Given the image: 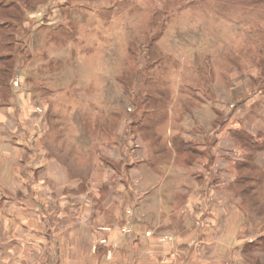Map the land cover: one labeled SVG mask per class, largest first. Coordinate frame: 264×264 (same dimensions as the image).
Listing matches in <instances>:
<instances>
[{
	"label": "rangeland",
	"instance_id": "374dc122",
	"mask_svg": "<svg viewBox=\"0 0 264 264\" xmlns=\"http://www.w3.org/2000/svg\"><path fill=\"white\" fill-rule=\"evenodd\" d=\"M0 3L19 8H0V129L20 125L33 148L30 152L23 132L19 138L0 136V264H48L32 252L18 258L15 243L3 237L14 226V203L29 198L27 179L19 174L25 164L37 154L40 168L31 173L37 198L59 219L65 216L64 168L69 175L80 174L71 175L69 185L99 186L102 179L96 172L86 179L92 161L88 155L80 161L63 154L67 142L79 138L91 154V142L99 138L107 145L108 134L136 147L131 151L134 166L156 140L162 152L153 167L181 154L176 167L192 172L202 187H211L208 198L217 212L227 210L215 218L224 235L217 241L211 232L210 238H216L196 250L195 264H264V0ZM11 13L18 21L5 17ZM72 125H81L80 130ZM107 125L116 126L107 130ZM113 152L106 153L114 156L111 181L118 182L125 160L119 159L118 149ZM132 173V178L137 175L132 179L136 195L129 201L144 195L140 172ZM176 180L165 182L168 202ZM96 196L87 193L83 201L73 196L70 218H81ZM102 200L110 210L104 195ZM108 221L100 232L107 231ZM51 222L53 231L62 230L57 220ZM118 229L126 236L139 233L129 224ZM144 236L163 244L173 243L176 235L170 229H149ZM238 239L244 241L241 251H236ZM40 241L37 246H44ZM97 241L108 242L102 236Z\"/></svg>",
	"mask_w": 264,
	"mask_h": 264
},
{
	"label": "crops",
	"instance_id": "0c3cea01",
	"mask_svg": "<svg viewBox=\"0 0 264 264\" xmlns=\"http://www.w3.org/2000/svg\"><path fill=\"white\" fill-rule=\"evenodd\" d=\"M72 126L77 131L81 127V125ZM115 126L107 125L106 128L107 130H113ZM92 128L93 130L95 128L101 130L100 125H93ZM21 132L25 136L23 141L31 152L33 150L31 137L28 133H24V129L20 125H13V128L10 129H0V136L3 139H6L4 137L7 136L10 139L19 138ZM107 137H109L106 139L107 145L101 143L99 138L95 142H91L94 150L91 154H87L86 148L80 145L81 140L79 138L67 142L64 149L66 152L63 154L74 156L75 159L73 160L80 161L88 155V161H92L87 172H85L86 179L92 178L94 172L101 175L102 179L99 186L90 185L89 182H87L89 186H86L84 181L83 188L78 181L73 185H69L68 179L72 176L80 178V174L73 172L69 175L67 173L69 171L63 167L67 171L66 174L61 175V177L65 176L67 179L65 182H61L65 186L63 195L66 202L61 205L65 216L62 217L61 215L59 219H56L62 226L61 231L52 230L51 221L56 220L53 219L46 205L37 198L40 192L35 189L34 173L32 176L31 173L40 167L37 165V154H34V157L25 164L24 170L19 173L21 175L23 172V177L27 179L28 201L14 203L11 217L14 226L11 230H4L6 235H3V237L9 238L11 242L15 243L12 248L13 251L18 250L20 254L18 258L27 257V253L32 252L33 256L39 260L46 258L48 264H71L73 260L75 264H195L196 250L200 247L203 248L216 238H210L209 234L211 235V232H213L218 235L217 241L224 235L222 228H220L221 222L215 218L220 219L222 211L227 210L219 207L221 212H217L214 204H211L208 198L211 187L209 185L208 188L206 186L202 187L194 179L192 172L179 168L178 165L176 167L179 161H176V163L175 159H177L176 157L180 158L179 155L181 154L174 153L172 157H169V161H171L162 164L163 166H152L153 161H156L155 158L162 152L158 140L155 144L149 143L150 149L145 148V155L140 156L134 166L131 165V151L136 147L127 145L129 141L127 144L125 142L119 144L110 134ZM70 146L74 148L71 149ZM68 147L69 150L66 149ZM117 149L120 151L119 159L125 160V167L122 173L117 172L122 174L121 179L118 182H112L111 179L116 173L114 170L115 161L112 160L114 156L108 158L106 152L115 154L113 150ZM141 149L142 147H140ZM15 158L14 162L19 163L20 159ZM171 162L174 164H171ZM133 171L140 172V179L143 180L144 186L142 194L145 196H140L139 199L135 197V201H129L128 196L131 198V194L136 193V189L132 187V179L136 178L137 175H133L132 178ZM174 177L177 180L176 184L173 185V198L168 202L165 182ZM186 181L187 185L185 186L183 182ZM17 192L20 193L21 190ZM87 193L97 194V202L84 209L81 218H70V215L73 214L70 210L73 205V196H78L79 200L83 201ZM196 194H200V197H195ZM102 195L111 203L110 210L105 209L108 204H104L105 201L102 200ZM192 198L193 200L197 199V203L191 204L192 201H188ZM181 200L183 201L181 202ZM102 213L107 218L102 219ZM105 219L107 221L111 220V222L108 221L109 223L106 224L107 229L104 228V230H107L106 232H100L99 228L103 226ZM124 224H129L133 229H137L139 233H135L134 230L133 234L129 236L121 234L118 228ZM137 224L140 225L139 229ZM149 229H155L159 232H167L170 229L176 235L174 236V242L157 243L155 236H144V232ZM85 235L87 236L86 239H84ZM100 235L108 242L99 243L97 238L101 237ZM40 240L45 242L42 247L36 244ZM80 241H86L87 243L80 246ZM237 241L239 243L236 245V251H241L244 241L240 242L239 239ZM233 247L235 245L231 246V249ZM228 250L225 249V251ZM85 258L87 261L84 260ZM80 259L83 260L82 263ZM37 264H42V262L39 261ZM226 264L228 263L226 262Z\"/></svg>",
	"mask_w": 264,
	"mask_h": 264
},
{
	"label": "trees",
	"instance_id": "16d2710c",
	"mask_svg": "<svg viewBox=\"0 0 264 264\" xmlns=\"http://www.w3.org/2000/svg\"><path fill=\"white\" fill-rule=\"evenodd\" d=\"M0 8H2V10H4V11H6V10H10V9H14V10H16L17 11V9L19 10V8H17V5L16 4H11V3H0ZM8 12V11H7ZM6 18H8V19H10V20H13L14 22H16V21H18V16L16 15L15 16V13H11L10 15H6L5 16ZM4 18V17H3ZM21 19V18H20ZM20 21V20H19ZM2 25L3 26H6L7 27V25L9 26V24L6 22V21H3V23H2ZM10 27V26H9ZM243 138H245V137H243V136H241L239 139L240 140H242ZM244 143V142H243ZM245 143H247V142H245ZM183 149V148H182ZM184 150H181L180 149V152H183ZM187 152H189V151H191V154H197V153H194V152H192V150H190V149H187L186 150ZM203 155V154H202ZM201 156V155H200ZM243 191H244V189H243ZM247 246H250V245H247ZM252 246V245H251Z\"/></svg>",
	"mask_w": 264,
	"mask_h": 264
},
{
	"label": "built area",
	"instance_id": "2783aa9c",
	"mask_svg": "<svg viewBox=\"0 0 264 264\" xmlns=\"http://www.w3.org/2000/svg\"><path fill=\"white\" fill-rule=\"evenodd\" d=\"M130 229H128V232H129ZM127 232V231H126Z\"/></svg>",
	"mask_w": 264,
	"mask_h": 264
}]
</instances>
